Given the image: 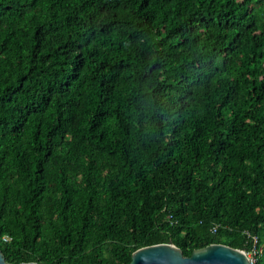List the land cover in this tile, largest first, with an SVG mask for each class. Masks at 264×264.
<instances>
[{
	"label": "trees",
	"instance_id": "trees-1",
	"mask_svg": "<svg viewBox=\"0 0 264 264\" xmlns=\"http://www.w3.org/2000/svg\"><path fill=\"white\" fill-rule=\"evenodd\" d=\"M253 238L264 264V0H0L7 264Z\"/></svg>",
	"mask_w": 264,
	"mask_h": 264
},
{
	"label": "water",
	"instance_id": "water-1",
	"mask_svg": "<svg viewBox=\"0 0 264 264\" xmlns=\"http://www.w3.org/2000/svg\"><path fill=\"white\" fill-rule=\"evenodd\" d=\"M0 264H7L0 252ZM36 264V263H22ZM130 264H250L243 250L211 244L186 257L173 244H156L140 248L131 255Z\"/></svg>",
	"mask_w": 264,
	"mask_h": 264
},
{
	"label": "built area",
	"instance_id": "built-area-1",
	"mask_svg": "<svg viewBox=\"0 0 264 264\" xmlns=\"http://www.w3.org/2000/svg\"><path fill=\"white\" fill-rule=\"evenodd\" d=\"M215 229H216V227H214L212 229L213 233L215 232ZM251 249L252 250H250V251H245V250H243V251L245 252L246 256L248 257L249 263L255 264L256 255L259 254L260 251L262 250L261 248H259V249L256 248V238H253V247Z\"/></svg>",
	"mask_w": 264,
	"mask_h": 264
}]
</instances>
